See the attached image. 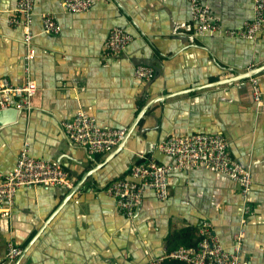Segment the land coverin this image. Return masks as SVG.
Returning a JSON list of instances; mask_svg holds the SVG:
<instances>
[{
	"label": "crops",
	"instance_id": "crops-1",
	"mask_svg": "<svg viewBox=\"0 0 264 264\" xmlns=\"http://www.w3.org/2000/svg\"><path fill=\"white\" fill-rule=\"evenodd\" d=\"M17 1L0 3V77L21 83L24 32L8 24ZM204 3L221 22L216 33L194 35L189 0H94L79 13L66 11L61 0H35L31 74L38 93L28 115L0 124V162L9 172L29 141L31 154L58 161L78 190L70 196L65 186H21L11 216L0 215V262L12 241L23 253L11 264H149L195 245L204 223L231 249L242 194L222 172L172 171L169 196L159 199L147 188L133 219L104 192L146 157L171 162L156 148L159 141L206 132L224 134L233 157L251 170L254 213L242 258L264 264V105L257 107L250 77H241L264 63V30L255 40L225 34L252 19V0ZM46 13L55 16L58 34L44 31ZM115 26L134 37L123 53L107 56L105 41ZM137 64L152 66L154 76L137 79ZM257 75L264 91V74ZM79 108L101 126L126 128L123 142L91 154L72 141L62 121Z\"/></svg>",
	"mask_w": 264,
	"mask_h": 264
},
{
	"label": "built area",
	"instance_id": "built-area-1",
	"mask_svg": "<svg viewBox=\"0 0 264 264\" xmlns=\"http://www.w3.org/2000/svg\"><path fill=\"white\" fill-rule=\"evenodd\" d=\"M253 1V17L238 29H228L230 37L255 40L264 30V0ZM194 35L216 33L221 22L211 13L204 0H189ZM1 3V0H0ZM68 12L89 11L94 0H61ZM35 0H18L8 19L12 27H22L26 53L24 54V73L21 83H14L9 77H0V111L15 108L24 115L32 109L33 99L38 86L31 74V63L36 56L35 34L32 31ZM44 31L58 34L60 26L51 13L43 16ZM133 34L121 26H115L105 41V54L114 56L123 53L133 40ZM154 68L137 64L134 75L137 79L149 80L154 76ZM252 93L257 107L264 105L263 89L259 76L250 77ZM66 135L75 143L83 146L91 154L112 151L122 140L126 128L101 126L95 116L86 109L79 108L72 118L62 121ZM156 148L171 157L172 161L160 163L149 156L131 166L128 175L110 182L104 192L112 196L118 208L129 219L142 204L147 188L155 191L159 199L169 196V174L174 170L189 171L208 169L222 172L237 181L242 194L241 216L233 235L231 249L226 248L211 233V225L204 223L199 230V239L193 246L181 245L162 257H152L149 264H163L165 258L182 261L184 264H247L242 258L243 242L247 232L249 217L254 209L249 199L252 188V173L246 164L235 159L229 141L222 133L197 132L186 135H172L159 141ZM65 186L71 189L73 180L67 170L53 159L35 157L31 154L29 141L21 147L15 166L4 172L0 162V215L9 218L15 206V196L21 186ZM23 253V249L12 241L0 264H11Z\"/></svg>",
	"mask_w": 264,
	"mask_h": 264
},
{
	"label": "water",
	"instance_id": "water-1",
	"mask_svg": "<svg viewBox=\"0 0 264 264\" xmlns=\"http://www.w3.org/2000/svg\"><path fill=\"white\" fill-rule=\"evenodd\" d=\"M262 73L264 74V63L262 65H260L258 68L250 71L249 73H245L246 75L245 76H241V77L247 78V77H251V76H254V75H257V74H262ZM241 77H239V78H241ZM220 83H223V82H220ZM152 102L153 101L148 103L147 107H149ZM20 112L21 111H18L15 108L1 110L0 111V124H4L6 122H10V121L15 120L17 118V116H18V113H20ZM123 139L121 140V143L123 142ZM77 190H78V186H76V185L73 186L70 189V191H69V195L72 196Z\"/></svg>",
	"mask_w": 264,
	"mask_h": 264
},
{
	"label": "trees",
	"instance_id": "trees-1",
	"mask_svg": "<svg viewBox=\"0 0 264 264\" xmlns=\"http://www.w3.org/2000/svg\"><path fill=\"white\" fill-rule=\"evenodd\" d=\"M177 260V259H176ZM180 261V260H179ZM182 262V261H181ZM181 264H184L183 262Z\"/></svg>",
	"mask_w": 264,
	"mask_h": 264
}]
</instances>
